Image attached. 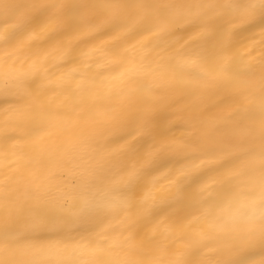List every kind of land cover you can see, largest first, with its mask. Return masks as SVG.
I'll use <instances>...</instances> for the list:
<instances>
[{
	"label": "bare ground",
	"instance_id": "6f19581e",
	"mask_svg": "<svg viewBox=\"0 0 264 264\" xmlns=\"http://www.w3.org/2000/svg\"><path fill=\"white\" fill-rule=\"evenodd\" d=\"M57 2L0 0V264H264V6L118 0L94 36L105 0ZM205 32L203 70L180 67Z\"/></svg>",
	"mask_w": 264,
	"mask_h": 264
},
{
	"label": "snow or ice",
	"instance_id": "6c2138e0",
	"mask_svg": "<svg viewBox=\"0 0 264 264\" xmlns=\"http://www.w3.org/2000/svg\"><path fill=\"white\" fill-rule=\"evenodd\" d=\"M257 2L261 6H264V0H257ZM55 6L57 8H63L62 0H58ZM101 7L105 9L106 20L102 22L101 24L85 23L83 27V30L86 29L89 33H93L94 36L96 33H98L101 30L103 23H107L119 17V15L121 14V9H122V6L119 4L118 0H105V2L101 5ZM138 7L141 10L135 14L130 15L127 22L119 25L117 31L114 33L115 36L109 35V37H111L112 40H111V43L108 45L107 50L111 52L112 54H118L119 49L122 47V42L127 38V36L136 28L138 24H141L147 21L149 17V13L147 9L142 5ZM166 27H167V24L165 22H158L151 26V29L148 31V33L153 34V35H158L162 31H164ZM46 34H48L49 41L56 40L55 30L52 29L51 31H49V25L45 24L43 27L39 28V31L30 32L26 38V43L31 45L32 42L36 40H42V38ZM190 40H193L195 42H201L202 46L196 50L189 51L187 53L183 51L178 52L175 56L176 63L182 68H198V69L203 70L202 61L210 53V51H214V48L209 49L208 47L203 46V45L208 44L209 36L207 32H205L203 34L190 37ZM44 43H48V41H44ZM45 49L46 48H44L42 44L41 47L38 48L35 52H33L30 56L25 57V60L22 61V66L19 69H16L15 71L19 75L26 76V75L33 74V69L36 67L37 63L40 62V58L42 54L44 55L45 59H47V54L45 53ZM72 51H75V49H73ZM65 55H70V53H66ZM226 63H227L226 58L221 57L215 69L217 75L224 73ZM25 64H26V67L24 66ZM201 163H203V161H201ZM200 166H201L200 164L193 163L190 166L184 169H181L178 175L180 177H187L188 175L193 174L196 171V169H198ZM199 191L200 193L210 192V186L207 184H203L200 187ZM261 217L264 218V210H262L261 212ZM260 230L262 233H264V219H262ZM176 264H179V262H176Z\"/></svg>",
	"mask_w": 264,
	"mask_h": 264
}]
</instances>
